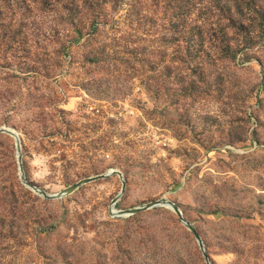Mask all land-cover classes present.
<instances>
[{
  "label": "rangeland",
  "instance_id": "obj_1",
  "mask_svg": "<svg viewBox=\"0 0 264 264\" xmlns=\"http://www.w3.org/2000/svg\"><path fill=\"white\" fill-rule=\"evenodd\" d=\"M194 13L118 0L64 47L48 15L0 21V128L19 133L26 179L48 194L119 171L117 211L166 199L213 264H264V37L248 58L190 54ZM121 190L111 177L44 200L1 135L0 264H206L168 208L112 218Z\"/></svg>",
  "mask_w": 264,
  "mask_h": 264
},
{
  "label": "trees",
  "instance_id": "obj_2",
  "mask_svg": "<svg viewBox=\"0 0 264 264\" xmlns=\"http://www.w3.org/2000/svg\"><path fill=\"white\" fill-rule=\"evenodd\" d=\"M183 2L190 12H198L191 14L190 54L203 56L210 45L214 57L237 59L245 54L248 58L257 45L256 36L264 37V0ZM117 4L118 0H0V21H32L34 12V17L48 15L64 47L67 43H79L86 28L89 37L97 32L108 20L109 8ZM27 12L32 14L25 16ZM178 61L186 65V60ZM179 71L184 72V69Z\"/></svg>",
  "mask_w": 264,
  "mask_h": 264
},
{
  "label": "water",
  "instance_id": "obj_3",
  "mask_svg": "<svg viewBox=\"0 0 264 264\" xmlns=\"http://www.w3.org/2000/svg\"><path fill=\"white\" fill-rule=\"evenodd\" d=\"M3 134L9 135L10 137L14 138L16 141V153H17V161H18V166H19V174H20L21 182L23 183V185L26 188H28L29 190H31L35 194L41 196L44 200H47V201L62 200L66 196H69V195L75 193L76 191H78L83 186L98 182L100 180H106V179H109L111 177H118L122 182V190H121L120 194L112 202L111 209H110V216L112 218L121 219V218L135 216V215H138V214H141L144 212H148V211H151L154 209L168 208V209L172 210L173 212H175L177 214V216L179 217V219L183 222V224L186 227H188L190 229V231L195 235L197 241L200 244L202 252L204 254L206 264H213L209 254L205 248V245H204V242H203V239H202L200 233L195 228V226L192 225L186 219L182 210L175 203L168 201L166 199H163V200H160L158 202L147 205L145 207L135 209V210H132L129 212L117 211L116 206L120 202L123 195L125 194L127 183L123 177V174L121 172L115 171V170H111V171H109L106 174L101 175V176H97L94 178H89V179L83 180V181L77 183L76 185L69 187L64 192L54 194V195L48 194L46 191L41 190V189L37 188L36 186L30 184L26 179L25 172H24V166H23L22 144H21V138H20L19 133L12 127L3 126L0 128V136Z\"/></svg>",
  "mask_w": 264,
  "mask_h": 264
}]
</instances>
